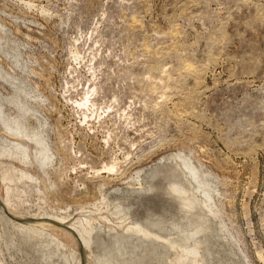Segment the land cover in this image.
I'll return each instance as SVG.
<instances>
[{"label": "rangeland", "instance_id": "374dc122", "mask_svg": "<svg viewBox=\"0 0 264 264\" xmlns=\"http://www.w3.org/2000/svg\"><path fill=\"white\" fill-rule=\"evenodd\" d=\"M74 45L86 63L73 60ZM93 55L100 103L117 98L115 108L131 105L133 113L128 127L116 116L108 145L105 133L80 126L63 98L68 86L75 99L89 85ZM1 71L37 98L19 93L40 116L55 160L49 180L39 171L38 184L11 174L9 206L0 184L3 264H170L178 254L168 245L117 227L118 202L148 228L195 249L177 264H264V0H0ZM14 95L0 79V98ZM5 109L16 113L7 102ZM27 118L31 131L36 122ZM8 137L0 124L1 146L11 145ZM115 157L125 160L122 174L88 177ZM0 161L4 169L37 171ZM82 181L87 188L78 190ZM138 184L143 199L128 196L142 192ZM174 186L193 203L190 211L165 192ZM102 195L110 221L94 222L86 253L55 216L68 223L96 217ZM32 218L51 220L50 227L24 231L18 220Z\"/></svg>", "mask_w": 264, "mask_h": 264}, {"label": "bare ground", "instance_id": "6f19581e", "mask_svg": "<svg viewBox=\"0 0 264 264\" xmlns=\"http://www.w3.org/2000/svg\"><path fill=\"white\" fill-rule=\"evenodd\" d=\"M75 41H76V39H75ZM88 48L90 49L91 47L89 46ZM71 53H72L71 55L73 57V60L76 62L77 65H81L85 61L86 56L82 55L78 46L74 45ZM91 58L92 59H90V58L88 59V61L90 62V65H86V67L88 66L89 70L88 69L87 70L90 72V75H91V79L88 78L89 79L88 81H90L89 85L87 87H86L87 84L85 86L81 85L83 93L81 92L82 94L79 96V98L77 97L75 99L70 97L71 93L69 95L67 94V92L69 93V91H70L69 86H68V89L66 88L67 90H65L66 95H64L63 98H65V100L68 103H70L72 105V107H74V109L73 108L72 109L75 110V112L79 118L80 126L83 127L84 130L88 129L89 133L94 135V136H97L98 134L105 133V135H103L102 137L104 138L103 140L105 141V145H108L110 140L112 139V134H113V130L109 126H110V124H113V126H114V124H116V122H117L116 116L118 115L119 120L123 118L124 122L126 123V127H128V125L133 124L132 123L133 119L131 118L133 113H132L131 105L128 106L129 109L126 107L115 108V104L118 101L117 98H115V99L113 98L114 99L113 102L108 101L109 103H100V101L98 99L100 94H99V90L97 88L98 75L96 74V71L99 69L100 65H97V63H94L95 62L94 60L96 59L95 55H93V57H91ZM85 63H86V61H85ZM2 71H1V73H2ZM74 72H76L75 67H74ZM71 73H73V72H71ZM78 78L77 79L75 78L74 80L78 81L79 80ZM0 79L5 80L9 83L11 82L13 89H14V94H15L13 97H9L8 99L7 98L2 99V97L0 98V124L3 127L4 133L12 139L10 146H7V145L1 146L0 145V160L3 157H8V158L14 159L16 161H19L20 163L23 164L22 166H24V167H30L31 165H34L37 168V171L35 172V174L28 171L29 168L24 169V168L19 167V169H17V167L13 166V165H11L10 168L7 167L6 169H4V167L2 166V162L0 161V165L2 166V169L0 172L1 173L0 184H2V186L5 187V195H4L5 197H2L1 200L4 203V205L9 206L10 205V200H9L10 199L9 198L10 193L9 192L11 190V182H12L11 174H13V172L18 173V176H19L18 179H27V180L31 181L32 183L38 184L40 182V178H42V177H44L46 180H49V177H48L49 176L48 174L50 173L49 168L52 166V164L55 160H54V154L51 152V148L48 145V142L43 137L42 131L40 130V128L42 127V124H43L40 116L38 115V113H35L36 110L33 111L30 109V107L28 106L29 105L28 102L21 99V96L19 93L24 92L25 97H28L29 100L35 104L37 103V98L35 96L31 95V93H29L28 91H25L24 86L20 85L18 87V85H16L15 82L12 81V80L15 81V79H17V78H14V76L12 77L8 73H2V74H0ZM68 83L69 82H67V84ZM73 87L76 88L75 86H73ZM84 87H85V89H84ZM72 90H73V88H72ZM3 100H5V103L7 102L8 104L12 105V107L15 108L16 113L14 115L7 112V110L5 109V103ZM38 101L42 102L43 99H38ZM28 116L30 118L34 119L36 122V127H33L34 129L31 131H29V129H28L29 127L27 126V124H28L27 123L28 122L27 117ZM11 139H9V140H11ZM0 143L3 144V142H0ZM133 144L134 143H132L131 145H133ZM63 146H64V149L66 148L70 157L73 156V158H75V159L77 157L81 158L78 155L79 151L73 150L71 146H66V144H63ZM129 154H130V152H127L125 155L128 156ZM176 158L183 161V163L186 162L185 156L176 155ZM123 161H125V160L124 159L120 160L119 158L115 157L112 159V161L110 163H104L101 168L93 169V171L91 172V175L88 177H90V178L99 177V176H102L103 173H107L109 175L110 174L111 175H120V174H122V170H123L122 165H121V163H123ZM187 162H189V161H187ZM78 164H82V162L80 161ZM82 166H83V164H82ZM192 166L193 165H191V168H192ZM188 167H190V166H188ZM73 169H76V168H73ZM39 171H41L42 177H40ZM189 171H188V174L190 173ZM193 174H192V176H193ZM135 180L139 181L138 178H136ZM15 182H17V181H15ZM49 185L51 187H53L54 183L49 182ZM138 185H139V187L137 189H140V191H142V192H138V191L133 192L135 194H133V195L128 194V196H130V197L132 196L134 199H139V197L143 199L146 192H144L145 190L141 184H138ZM76 188L78 190H80L82 188L86 189L87 187H86L84 181H82L76 185ZM131 188H133V187H131ZM206 188H207V186H206ZM206 188H205V190H206ZM154 191H156V190H154ZM171 191H172V193H171ZM165 192L169 193L172 196L174 195L173 197H174V199H176V201L174 202L175 204L180 202L179 204L182 207L179 209H181V210L185 209L187 211H190V210H188V206L193 205V203H189L185 200L182 201L183 195H182V190H180L179 186H174L170 189V192L169 191H165ZM208 192H209V190H208ZM163 194H164V192H163ZM206 194L207 193H205V195ZM208 196H210V195H208ZM101 197H102L101 202L98 205L93 204L94 206L98 207L97 210L100 212L96 215V217H92L93 216L92 214L90 215V214L84 213L79 218L78 217H77V219L75 218L76 220L74 222L68 223L64 220L63 217H56L55 216L56 221L59 222L60 225L64 226L65 229H68L72 233H76V235L79 236V238L82 242V248L84 249L85 252L87 251V249H90L92 234H93V231L95 229L94 222L96 220H100V219L105 220V221H110V219L107 215L109 212V210H108L109 208L105 211L103 210V209L108 207V203H107V201L103 195ZM206 197H207V195H206ZM204 198H205V196H204ZM179 200H181V201H179ZM193 201L198 202L199 200H197L195 197V198H193ZM202 203H204V202L202 201ZM0 205H2V204H0ZM122 206L123 205L120 202L114 204V206H113L114 209L117 210V213L120 214V216L117 217L118 221H120V222L116 223L117 227L121 228L126 233H131V235L133 234L134 236L136 235L137 237H140L143 239H148V241L149 240L150 241H156L157 240L158 242H162V243L168 245V249H170L171 251L173 250L175 252V254H178L175 259L171 260L170 264L179 263L180 260L183 257H186L188 254L193 255V256L197 254L193 247L190 246L191 248H188L187 245L180 244L178 239H177L178 241L176 239H171V237H169V236H166V235L164 236L160 233L155 232L153 229L148 228L143 223L144 222L143 216H140V217L134 216L133 217L130 213L123 211ZM177 209H178V207H177ZM206 210L208 211V209H206ZM5 219H9V221L12 223L15 220V218H13L10 215H7L5 217ZM44 220L40 221L39 218H32V219H27V221H25V219H19L18 221H19L20 227L24 231L32 233V232H35V230H37L40 227H45V228L50 227V223H51L50 221L51 220H46L48 222H44ZM51 225H53V223ZM33 226L38 227V228H31ZM177 237H179V236H177ZM183 237L186 238L187 241L188 240L191 241V236L187 235V233L184 234ZM179 239H180V237H179ZM178 249H180L181 254H179L177 252ZM189 262H190V260H189ZM192 263L196 264L195 259H194V261H192ZM0 264H3L1 260H0ZM98 264H105V263L99 262Z\"/></svg>", "mask_w": 264, "mask_h": 264}]
</instances>
